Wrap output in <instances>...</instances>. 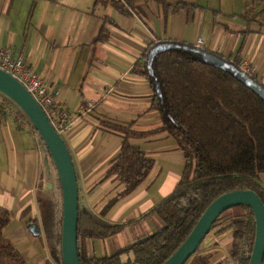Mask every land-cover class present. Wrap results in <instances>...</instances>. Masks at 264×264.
Wrapping results in <instances>:
<instances>
[{
  "label": "crops",
  "instance_id": "obj_1",
  "mask_svg": "<svg viewBox=\"0 0 264 264\" xmlns=\"http://www.w3.org/2000/svg\"><path fill=\"white\" fill-rule=\"evenodd\" d=\"M159 1L161 11L150 14L139 0H119L126 11L100 0H0V48L20 54L56 104L66 109L71 123L62 136L75 166L79 202L95 213L123 188L112 177L105 178L122 140L107 122H131L139 131L160 125L159 113L151 106L153 87L144 75L132 72L135 63L142 65L148 47L162 40L195 45L200 36L205 49L231 61L248 62L264 82V7L253 4L245 14L234 0L229 9L190 1L197 6L189 10L175 8L177 2ZM90 101L94 106L84 111ZM28 125L24 115L0 98V209L11 215L3 235L28 264H56L45 243L36 201L37 192L51 190L54 168ZM130 141L153 165L133 191L115 201L104 219L125 223L119 233L139 226L149 235L163 223L156 214H144L172 191L184 157L166 132ZM261 180L264 185V174ZM30 223L36 224L38 234L29 230ZM116 235L89 240L90 253L115 252L111 239ZM230 239V230L208 234L186 264H199L204 255L207 264H233L226 249Z\"/></svg>",
  "mask_w": 264,
  "mask_h": 264
},
{
  "label": "trees",
  "instance_id": "obj_2",
  "mask_svg": "<svg viewBox=\"0 0 264 264\" xmlns=\"http://www.w3.org/2000/svg\"><path fill=\"white\" fill-rule=\"evenodd\" d=\"M100 1L111 2L118 10L126 11L119 0ZM173 6L189 10L197 5L180 1ZM176 42L154 54L150 61L146 58L148 47L142 55V65L137 62L132 69L133 73L144 75L153 87L151 106L159 113L160 125L139 131L132 128L131 122H107L122 140L118 152L109 161L105 178L112 177L123 188L99 213L78 200L80 264H161L180 246L205 208L219 195L235 189H250L264 204L261 180L264 82L256 75H248L251 80L244 79L220 65L226 61L239 68L238 61L194 44ZM18 113L23 115L21 111ZM155 132H166L173 137L184 157L181 176L172 191L144 214H156L163 225L122 250L95 256L89 251V240L112 237L126 226L104 219L107 210L119 197L133 191L153 165V160L130 139ZM36 201L50 257L56 264H62V198L55 170L51 190L37 192ZM10 216L8 210L0 209V264H28L3 235ZM229 230L231 239L226 249L231 261L248 264L255 239V217L249 205L237 204L225 209L214 220L208 234L219 235ZM198 261L207 264L208 255Z\"/></svg>",
  "mask_w": 264,
  "mask_h": 264
},
{
  "label": "water",
  "instance_id": "obj_3",
  "mask_svg": "<svg viewBox=\"0 0 264 264\" xmlns=\"http://www.w3.org/2000/svg\"><path fill=\"white\" fill-rule=\"evenodd\" d=\"M176 43V40H162L152 44L147 51V61H150L157 52L174 46ZM220 65L235 75L251 80L247 73L231 63L224 61ZM0 87L13 95L12 98L0 92V95L7 97L18 107L26 121L36 131L39 144L47 151L51 159L59 180L62 198L60 244L62 264H80L77 244L79 186L75 166L66 142L22 83L1 68ZM237 204L249 205L255 217V239L248 264H264V204L250 189L231 190L212 200L184 241L161 264H186L197 249L201 248L214 220L225 209ZM28 228L34 234L40 232L35 223H30Z\"/></svg>",
  "mask_w": 264,
  "mask_h": 264
},
{
  "label": "built area",
  "instance_id": "obj_4",
  "mask_svg": "<svg viewBox=\"0 0 264 264\" xmlns=\"http://www.w3.org/2000/svg\"><path fill=\"white\" fill-rule=\"evenodd\" d=\"M195 46L204 48V42L200 36L196 38ZM238 67L248 75H255L254 66L244 60L238 62ZM0 68L22 83L44 110L55 130L60 134L65 133L71 123L66 109L56 104L52 92L47 89L40 76L27 66L23 57L20 54L12 53L8 49L0 48ZM94 102H88L82 109L84 111L90 110L94 106ZM33 131L36 132L34 129Z\"/></svg>",
  "mask_w": 264,
  "mask_h": 264
},
{
  "label": "rangeland",
  "instance_id": "obj_5",
  "mask_svg": "<svg viewBox=\"0 0 264 264\" xmlns=\"http://www.w3.org/2000/svg\"><path fill=\"white\" fill-rule=\"evenodd\" d=\"M140 3H142L144 9H147L148 12L151 14L153 11H161L163 8L162 3L159 0H139ZM182 0H164L166 3H176ZM186 1H197L198 3H201L204 6L209 7H217V5H221L223 8L229 9L231 0H186ZM263 2V4L261 3ZM234 3L238 6L240 4V11L245 12V14H248L252 8L253 4L256 7H264V0H234ZM260 8H257L255 10V13L259 11ZM0 98L4 99L1 95ZM9 105L12 107L13 111H18V107L13 104L12 102H9ZM26 120V119H25ZM54 168V166H53ZM55 170V169H54ZM56 172V171H55ZM147 235L146 233H142L139 231V226L132 227L131 229L125 230L119 234H117L113 239L115 251H118L122 249L123 247H128L132 242H135L137 239L144 237ZM130 236V237H129ZM112 244V245H113ZM109 254V252H107Z\"/></svg>",
  "mask_w": 264,
  "mask_h": 264
},
{
  "label": "bare ground",
  "instance_id": "obj_6",
  "mask_svg": "<svg viewBox=\"0 0 264 264\" xmlns=\"http://www.w3.org/2000/svg\"><path fill=\"white\" fill-rule=\"evenodd\" d=\"M0 92L3 93V94L8 95L9 97H12L13 98V95L10 92L6 91L5 89H3L1 87H0Z\"/></svg>",
  "mask_w": 264,
  "mask_h": 264
}]
</instances>
